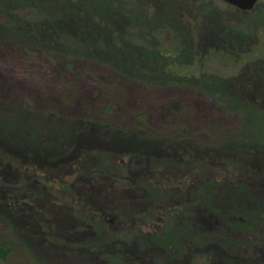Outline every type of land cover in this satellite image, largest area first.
I'll list each match as a JSON object with an SVG mask.
<instances>
[{
	"label": "trees",
	"instance_id": "trees-1",
	"mask_svg": "<svg viewBox=\"0 0 264 264\" xmlns=\"http://www.w3.org/2000/svg\"><path fill=\"white\" fill-rule=\"evenodd\" d=\"M11 1L36 17L13 12ZM9 2H0V44L57 61L99 62L140 82L197 86L217 94L245 124L237 145L200 148L185 137L164 138L146 123L82 118L60 134L70 140L64 151L41 155L10 137L0 120V227L31 217L33 229L26 246L16 239L21 227L12 231L15 240L2 235L0 260L24 246L28 257L51 248L99 249L103 264H141L127 248L144 239L173 264L195 255L208 264H264V142L256 139L264 125V42L247 20L249 10L221 0ZM132 28L138 34L131 40ZM251 122L257 128L246 131ZM72 136L83 138L77 150ZM134 157L141 166L126 162ZM71 175L94 184L127 182L149 200L132 214L109 213L81 198ZM62 213L85 233L82 240L52 230Z\"/></svg>",
	"mask_w": 264,
	"mask_h": 264
},
{
	"label": "rangeland",
	"instance_id": "rangeland-1",
	"mask_svg": "<svg viewBox=\"0 0 264 264\" xmlns=\"http://www.w3.org/2000/svg\"><path fill=\"white\" fill-rule=\"evenodd\" d=\"M0 2L3 5L10 4L9 0ZM17 3L11 1L10 6L13 8L10 10L25 15L31 13L36 17L33 11ZM247 20L256 30H260L259 36L264 42V0H258L249 10ZM135 31V28L131 29L129 39L137 36ZM164 37L166 44L173 40L167 34ZM63 62L53 60L45 53H22L12 44H0V120L6 119L5 125L10 137L17 135L16 139L23 140L21 146L30 147L37 154L64 151L70 140L60 134L66 133L69 126L75 127L82 118H93L98 123H146L164 138H174L176 135L185 137L200 148H221L223 143L229 148L237 145L242 138L240 132L244 130L245 119L230 105H220L219 96L208 90L197 86L183 88L164 82H140L110 66L80 57ZM256 128L252 122L245 126L246 131ZM258 129L262 131L256 139H263L264 142V125ZM71 138V148L77 150L83 138ZM32 141L35 144L32 145ZM126 162L131 167L142 165L138 157L126 158ZM75 177L71 175L68 180L69 183L73 182L74 190H77L81 198L109 213L132 214L143 210L149 200L144 191L127 182L103 180L94 184L88 179ZM30 220L31 217H26L22 221L13 222V226L17 225L16 222L20 225L15 227L16 230L11 224L7 228L1 225L0 229L3 230H0V238L10 232L15 240L12 231L14 234L20 233L21 227L22 240L18 237L16 239L26 246V236L33 233L31 225H28ZM55 223L52 230L73 242L85 236V233L75 228L76 222L70 215L60 214ZM144 230L152 232L153 228ZM24 246H20V250L14 249L9 260H0V264H103L99 249L73 251L51 248L48 252L43 249V256L34 254L28 257ZM127 250L141 264H152L155 261L173 264L151 242L144 239H138ZM188 260L183 264H208L211 261L203 255H195ZM214 260L218 264H226Z\"/></svg>",
	"mask_w": 264,
	"mask_h": 264
},
{
	"label": "water",
	"instance_id": "water-1",
	"mask_svg": "<svg viewBox=\"0 0 264 264\" xmlns=\"http://www.w3.org/2000/svg\"><path fill=\"white\" fill-rule=\"evenodd\" d=\"M222 1L228 3L233 7L235 6L242 11L251 10L258 2L257 0H222Z\"/></svg>",
	"mask_w": 264,
	"mask_h": 264
}]
</instances>
